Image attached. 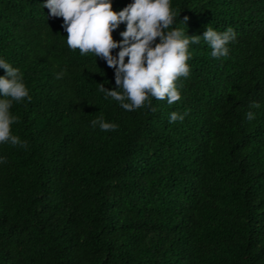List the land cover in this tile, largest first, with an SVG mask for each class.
Returning a JSON list of instances; mask_svg holds the SVG:
<instances>
[{
	"label": "trees",
	"instance_id": "1",
	"mask_svg": "<svg viewBox=\"0 0 264 264\" xmlns=\"http://www.w3.org/2000/svg\"><path fill=\"white\" fill-rule=\"evenodd\" d=\"M42 2L0 0V56L31 97L10 109L26 147L0 144V264H264V0H172L187 35L237 36L226 57L190 45L181 100L135 111Z\"/></svg>",
	"mask_w": 264,
	"mask_h": 264
},
{
	"label": "clouds",
	"instance_id": "2",
	"mask_svg": "<svg viewBox=\"0 0 264 264\" xmlns=\"http://www.w3.org/2000/svg\"><path fill=\"white\" fill-rule=\"evenodd\" d=\"M113 0H43L48 17L62 18L61 28L70 50H79L81 56L91 53L103 59L114 71L115 87L99 84L98 91L105 99L111 98L126 111L150 106V98L166 100L169 105L181 100L177 81L188 77L191 57L190 45L203 39L211 48L214 58L226 57L228 45L236 39L229 27L219 32L207 27L202 35H187L175 27L177 13L172 0H129L115 10ZM188 17L182 21L185 25ZM123 25V29H121ZM119 30V31H118ZM118 31L119 39L113 33ZM115 50V51H113ZM0 144L26 147L20 137L13 135L11 126L17 117L10 111L14 102L31 99L21 70L0 56ZM63 72L57 73L60 78ZM259 107V105H256ZM249 120L254 113H247ZM183 120L184 116L171 112L169 121ZM103 131L118 127L100 117L91 121ZM6 159L0 155V164Z\"/></svg>",
	"mask_w": 264,
	"mask_h": 264
}]
</instances>
